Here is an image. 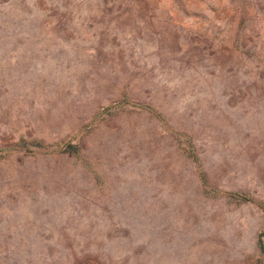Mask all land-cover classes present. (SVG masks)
<instances>
[{
    "label": "rangeland",
    "instance_id": "374dc122",
    "mask_svg": "<svg viewBox=\"0 0 264 264\" xmlns=\"http://www.w3.org/2000/svg\"><path fill=\"white\" fill-rule=\"evenodd\" d=\"M0 264H264V0H0Z\"/></svg>",
    "mask_w": 264,
    "mask_h": 264
}]
</instances>
